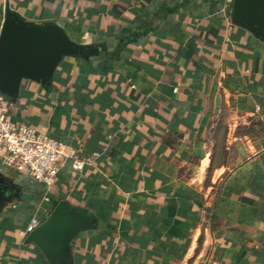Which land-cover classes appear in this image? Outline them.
Masks as SVG:
<instances>
[{
    "label": "crops",
    "instance_id": "crops-1",
    "mask_svg": "<svg viewBox=\"0 0 264 264\" xmlns=\"http://www.w3.org/2000/svg\"><path fill=\"white\" fill-rule=\"evenodd\" d=\"M7 5L87 47L12 107L85 166L47 186L0 150L22 188L0 214V264H52L25 231L62 201L96 220L74 264H264V42L227 0H0V33Z\"/></svg>",
    "mask_w": 264,
    "mask_h": 264
},
{
    "label": "water",
    "instance_id": "water-1",
    "mask_svg": "<svg viewBox=\"0 0 264 264\" xmlns=\"http://www.w3.org/2000/svg\"><path fill=\"white\" fill-rule=\"evenodd\" d=\"M234 25L264 42V0H234ZM87 57V47L70 39L63 27L28 21L7 5L0 33V93L16 101L24 80L49 85L64 58ZM22 188L0 170V214L21 198ZM96 223L86 209L60 202L50 216L30 234L52 264H74L71 244L75 237Z\"/></svg>",
    "mask_w": 264,
    "mask_h": 264
},
{
    "label": "built area",
    "instance_id": "built-area-1",
    "mask_svg": "<svg viewBox=\"0 0 264 264\" xmlns=\"http://www.w3.org/2000/svg\"><path fill=\"white\" fill-rule=\"evenodd\" d=\"M233 2L227 0L230 8ZM12 107L13 101L0 93V150L13 170L51 186L68 160L73 161L74 169L84 168L85 162L51 135L15 122ZM40 225L37 217L32 218L25 233H33Z\"/></svg>",
    "mask_w": 264,
    "mask_h": 264
}]
</instances>
